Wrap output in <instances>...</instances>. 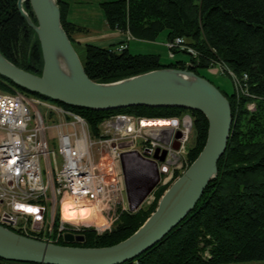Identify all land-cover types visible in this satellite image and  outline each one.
<instances>
[{
    "label": "trees",
    "instance_id": "1",
    "mask_svg": "<svg viewBox=\"0 0 264 264\" xmlns=\"http://www.w3.org/2000/svg\"><path fill=\"white\" fill-rule=\"evenodd\" d=\"M58 3L63 28L74 45L73 35L82 29L68 21L69 5L63 0ZM17 4L18 0H0V52L20 68L41 75L39 41L33 55L39 70L33 71L19 62L20 40L28 42L33 30L20 15ZM24 7L36 22L30 3L26 2ZM101 7L111 29L129 33L136 40L155 42L162 32H167L168 41L186 39V44L199 53L198 59L191 57L188 62L198 67L192 70L201 77L199 69L210 68L213 60L222 61L238 76L249 77L248 96L235 89L228 94L216 85L230 102L233 121L226 152L218 163V177L207 186L185 220L153 248L125 264H264V0H117ZM83 49L81 61L85 72L98 83L115 82L165 67L183 70L189 64L187 61L164 64L160 56L135 55L128 48L118 52L116 47L86 45ZM0 89L19 91L71 110L86 119L93 134L112 115L171 118L190 113L195 135L193 145L188 148L190 164L207 141L208 121L198 111L134 107L98 112L73 108L30 93L3 77ZM253 103L255 111L250 112L248 106ZM163 193L164 189L158 193V199ZM156 206L157 202L136 213H122L114 228L103 235L84 229L78 232L83 241L67 243L61 238L56 244L82 248L113 246L134 234ZM54 228L58 232L59 215ZM66 231L74 230L67 224L60 233ZM38 236L41 240V235ZM0 264L25 263L0 259Z\"/></svg>",
    "mask_w": 264,
    "mask_h": 264
},
{
    "label": "water",
    "instance_id": "2",
    "mask_svg": "<svg viewBox=\"0 0 264 264\" xmlns=\"http://www.w3.org/2000/svg\"><path fill=\"white\" fill-rule=\"evenodd\" d=\"M26 2L30 3L36 22L26 11ZM17 6L39 41L43 70L40 76L32 74L0 52V77L30 93L73 108L98 112L134 107L179 108L198 111L208 121L207 141L197 159L163 194L147 221L118 244L102 248L62 246L17 234L0 224V259L5 261L25 264H125L133 261L185 220L207 186L218 177V163L226 152L233 124L230 102L216 85L194 73L196 67L192 64H187L183 70L165 67L115 82H95L86 74L63 28L58 0H18ZM128 156H124L122 162ZM149 162L157 168L156 162ZM124 176L130 209L138 210L158 181L136 203L130 197L135 183L133 176L125 168ZM64 239L67 243L84 240L70 233L65 234Z\"/></svg>",
    "mask_w": 264,
    "mask_h": 264
},
{
    "label": "built area",
    "instance_id": "3",
    "mask_svg": "<svg viewBox=\"0 0 264 264\" xmlns=\"http://www.w3.org/2000/svg\"><path fill=\"white\" fill-rule=\"evenodd\" d=\"M178 47L197 54L184 38H176L167 43L171 58ZM126 48L122 44L116 51ZM215 65L227 71L237 93L249 95L246 74L238 76L224 64ZM192 123L189 115L153 119L117 114L105 119L93 134L86 119L71 110L19 91L0 90V130L5 132L0 141V224L36 238L59 215L62 232L67 225L60 215L65 196L74 203L90 201L105 215L120 201L116 187L125 183L121 168L127 155L156 162L158 186L170 187L190 166L187 146ZM50 128L56 131L58 154L49 145ZM136 142L143 151L135 148ZM104 157L116 176L113 183L108 181ZM147 199L156 200L154 191Z\"/></svg>",
    "mask_w": 264,
    "mask_h": 264
},
{
    "label": "rangeland",
    "instance_id": "4",
    "mask_svg": "<svg viewBox=\"0 0 264 264\" xmlns=\"http://www.w3.org/2000/svg\"><path fill=\"white\" fill-rule=\"evenodd\" d=\"M100 1H107V0H90L91 4H95L96 2H100ZM93 6L94 5H92V7ZM80 32H82V30ZM127 34L130 35L129 33H127ZM166 39H167V32H162L155 42H147V41L136 40V39L132 38L131 35L128 36L127 42L129 44L131 43V48L129 49L131 54H144V55H147V54H158L159 55L160 54L161 62L164 63V64H169L171 62H176V61H179V60H184V61L188 62L191 57L197 58V56L199 55L198 52H197V54H198L197 55L196 53L188 52L189 49L188 50H183L180 47H178L177 49H174V56H175V53L178 52V54L176 55V58H171L170 57V52H169L168 48H167V50H168V57H167V55L165 53L166 50H165V48L163 46H165V44H166V47H167V43L168 42H172V41H168L167 43H165ZM73 40H74V45L73 46H74L75 50L77 51L80 59H81V57L84 58L85 53H84V49L83 48L86 45L81 43V42H77L76 39H73ZM37 41L38 40L36 38V35L32 31L30 33V37H29V41L28 42H24V40L21 39L20 43H19V62L24 67L26 66L27 68H31L32 70L34 69L33 71L39 70V68H40V66L36 65V63L33 62L34 49H35V45H36ZM185 42H186V39H185ZM24 45H26V46H25L24 51H23ZM160 45H161L162 48H158V49H160L164 53H161V52L156 50L155 47H158V46L160 47ZM192 50L194 52H196L195 49H192ZM194 54H196V55H194ZM213 62L214 63L218 62V63L223 65V62L219 61V60L218 61L217 60L216 61L213 60ZM189 64H191V63H189ZM195 67L197 68V66H195ZM222 71H224L225 73L224 74L220 73ZM199 72H200V74L203 77L207 78L213 84L219 86L226 93L231 94L234 91L235 88H234V84H233L232 78L230 77V75H228L226 70L222 69L221 66H216L215 65V66H211L210 68L199 69ZM38 76H40V75H38ZM0 90L2 92L10 93L8 91H3L2 89H0ZM32 98H35V97H32ZM248 110L250 112L255 111V103L250 104L248 106ZM185 115H189L192 118V121H193L192 127H194V119H193V117H192V115L190 113H184V114H182L180 116L171 117V118L183 117ZM131 116H135V115H131ZM144 118H147V117H144ZM153 119H169V118H153ZM194 136H195L194 135V130H192L191 139H190L189 145L187 146L188 148L193 145ZM4 137H5V132L3 130H0V141L3 140ZM55 137H56V131L53 128H50L49 133H48L49 145H50V148L54 149L55 152L58 154L59 153L58 141H57V139ZM135 144H136L135 148H138L139 150L143 151V146L138 145L137 142ZM188 153H189V150H188ZM157 154L159 155V152ZM60 162H61V160H60ZM105 164L106 165L104 167H107V169H109L108 168V166L110 165L109 160L105 159ZM121 169H122V172L124 173V168H121ZM183 173L181 175H183ZM181 175L176 177L175 181L179 177H181ZM124 178H125V176H124ZM124 182H125L124 185H123V183H121V184H119L116 187V189L120 190V194H121L120 195V201H117L118 202V203L116 202L117 205L115 204L114 207L111 210L107 209V211L105 212V215L101 214V216H102L101 218L103 219V221H102L103 223L102 224H100L98 222H95L96 220L95 221L93 220V222H92V218L91 217L85 219L84 221L83 220L82 221L79 220V221H76V223L73 222V224L71 222L67 223V224L73 225V226H71L72 229L74 230L73 232L78 233V232H80V231H82L84 229H92L98 235H103L106 232H110L114 228L115 224L120 219L121 214L124 213V212L136 213L140 209H148L149 207L153 206L156 202H157V206H156V209H157L158 203H159L160 199L163 196L162 195L158 199V193L162 190L160 188V186H158V182L159 181L155 185V188L152 190V192H150L146 196L141 208L138 209V210H135V211L130 209V205H129V201H128V197H127V191H126L127 190L126 189V181H124ZM174 182H172L170 187L173 185ZM170 187L164 189V193ZM153 191H154L156 200H154V202H152V203H149L150 200L147 199V198L150 196L151 193H153ZM64 200H66V196L64 197ZM64 200H63V202H64ZM62 210H63V206H62ZM62 210H61V212H62ZM1 211H2V208L0 207V213H1ZM54 224H55V221H54ZM54 224L53 225L47 224V225H45L44 229H42L40 232H38L39 233L38 235H41V238H42L41 240L48 241V242H51V243H56L61 238H64V236H65V234L67 232H70V231H66L64 234H61L60 233V228H59L58 232H56V230L54 228ZM104 225H106V226H104ZM4 226L7 227L8 229H10L11 231L21 235L20 230H18L16 228H13V227H10L7 224H5ZM30 234H32L31 231H30ZM38 237L39 236H36V238H34V239H38ZM135 264H137V263H135ZM239 264H251V263H239Z\"/></svg>",
    "mask_w": 264,
    "mask_h": 264
},
{
    "label": "crops",
    "instance_id": "5",
    "mask_svg": "<svg viewBox=\"0 0 264 264\" xmlns=\"http://www.w3.org/2000/svg\"><path fill=\"white\" fill-rule=\"evenodd\" d=\"M63 1L69 5L68 21L82 29V32L73 35V39H76L77 42H81L85 45H92L103 49H112L122 44H125L128 50L131 48V43L129 44L128 42H126L128 36L130 35H128L127 33H123L120 30L111 29L106 21L104 11L101 7V5L104 3L117 0L100 1L96 2L95 4H91L90 0ZM92 5L94 6L92 7ZM167 42L168 37L165 43ZM163 47L165 48V53L168 57V50L166 44ZM155 48L157 51L164 53L160 49H158L162 48L161 45L160 47L158 46ZM177 54L178 52L175 53L174 58H176ZM151 55L160 56V54ZM124 162L127 165L128 169L132 171L134 178H143V176L146 175V171L142 169H135L136 165L134 163L135 160L133 158L125 159ZM124 162H122V166ZM133 169L136 171H134Z\"/></svg>",
    "mask_w": 264,
    "mask_h": 264
},
{
    "label": "bare ground",
    "instance_id": "6",
    "mask_svg": "<svg viewBox=\"0 0 264 264\" xmlns=\"http://www.w3.org/2000/svg\"><path fill=\"white\" fill-rule=\"evenodd\" d=\"M132 156L133 155H129L126 159L133 158ZM105 159H107V158L104 157L103 162L105 161ZM124 165H125V162H124ZM108 168L109 169H107V167H106L105 172L106 173L108 172V181L113 183L114 181H116V176L110 172V170H111L110 167H108ZM62 206H63V210H62ZM62 206L60 209V215H61L62 220L66 223L71 222L73 224V222L76 223V221H79V220L84 221L85 219H87L89 217L92 218V222H93V220L94 221L96 220L95 222H98L100 224L103 223L102 222L103 219L101 218L102 216L97 211L96 205L94 203H91L90 201H84L81 203H74L73 201H70L69 199H67V196H66V200H64V202L62 203ZM61 210H62V212H61ZM104 226H106V225H104Z\"/></svg>",
    "mask_w": 264,
    "mask_h": 264
},
{
    "label": "flooded vegetation",
    "instance_id": "7",
    "mask_svg": "<svg viewBox=\"0 0 264 264\" xmlns=\"http://www.w3.org/2000/svg\"><path fill=\"white\" fill-rule=\"evenodd\" d=\"M132 157L135 160L134 162L136 165L135 169L142 168V170L146 171V175L143 176V178H136V177L134 178L132 171L128 169L126 164L124 165V168L127 171V173L130 176H133V180L135 181V183H133L132 186L133 191L130 197L132 201L137 203L145 196L146 190L159 180V173H158V169L151 162L144 160L143 158H140V156L136 154L133 155ZM67 233L73 234L75 236H79V233H75L71 231Z\"/></svg>",
    "mask_w": 264,
    "mask_h": 264
}]
</instances>
